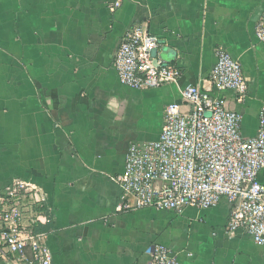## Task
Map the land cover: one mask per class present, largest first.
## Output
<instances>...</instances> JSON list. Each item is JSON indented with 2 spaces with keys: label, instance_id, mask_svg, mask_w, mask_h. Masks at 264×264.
Here are the masks:
<instances>
[{
  "label": "crops",
  "instance_id": "crops-1",
  "mask_svg": "<svg viewBox=\"0 0 264 264\" xmlns=\"http://www.w3.org/2000/svg\"><path fill=\"white\" fill-rule=\"evenodd\" d=\"M0 0V193L30 181L48 197L53 264H149L155 244L179 264H264V246L228 231L231 205L183 214L142 209L117 214L115 178L133 144L159 140L165 108L180 90L207 82L218 48L243 67L245 138L264 106V43L255 30L264 0ZM146 23L160 39L155 59L182 72L178 84L122 85L114 58L125 33ZM264 184V170L260 175ZM0 264H16L0 255Z\"/></svg>",
  "mask_w": 264,
  "mask_h": 264
},
{
  "label": "built area",
  "instance_id": "built-area-1",
  "mask_svg": "<svg viewBox=\"0 0 264 264\" xmlns=\"http://www.w3.org/2000/svg\"><path fill=\"white\" fill-rule=\"evenodd\" d=\"M124 0L108 5L117 12ZM264 43V17L255 30ZM160 39L146 23L134 24L123 36L114 58L119 82L137 90L178 84L181 70L155 59ZM180 90L182 102L169 104L158 141L133 144L125 170L115 178L122 194L117 214L142 209L183 214L187 209L209 210L223 200L231 205L227 229L243 230L264 246V106L258 131L245 138L242 116L227 107L225 92L238 103L246 100L249 85L242 64L218 48L207 81ZM47 194L30 181L15 180L0 193V255L16 264H53L48 232ZM149 264H179L166 246L155 244Z\"/></svg>",
  "mask_w": 264,
  "mask_h": 264
},
{
  "label": "trees",
  "instance_id": "trees-1",
  "mask_svg": "<svg viewBox=\"0 0 264 264\" xmlns=\"http://www.w3.org/2000/svg\"><path fill=\"white\" fill-rule=\"evenodd\" d=\"M42 230V229H41ZM44 231V230H43Z\"/></svg>",
  "mask_w": 264,
  "mask_h": 264
}]
</instances>
